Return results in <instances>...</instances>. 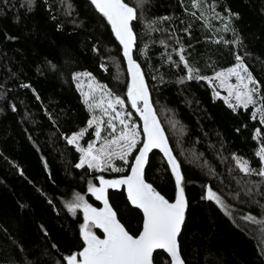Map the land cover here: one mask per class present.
<instances>
[{"label":"trees","instance_id":"obj_1","mask_svg":"<svg viewBox=\"0 0 264 264\" xmlns=\"http://www.w3.org/2000/svg\"><path fill=\"white\" fill-rule=\"evenodd\" d=\"M123 2L136 13L132 59L183 177L186 211L177 244L184 264H264V177L257 174L264 148V0H199L196 8L193 0ZM238 63L255 81L256 106L230 107L214 95L209 81ZM79 72L131 111L123 46L91 0H0V264H66L65 257L82 251L83 212L71 214L66 204L82 195L100 209L89 182L127 177L143 145L140 118L131 111L142 137L127 163L117 159L101 171L76 167L80 152L67 138L86 130L91 118L74 79ZM92 138L88 128L82 145ZM237 159L253 174L241 172ZM143 179L175 202V177L161 152L147 155ZM209 190L229 213L205 198ZM106 199L138 237L143 216L124 188H108ZM96 233L104 238L101 229ZM153 263L171 260L161 250Z\"/></svg>","mask_w":264,"mask_h":264},{"label":"snow or ice","instance_id":"obj_2","mask_svg":"<svg viewBox=\"0 0 264 264\" xmlns=\"http://www.w3.org/2000/svg\"><path fill=\"white\" fill-rule=\"evenodd\" d=\"M91 3L107 19L116 39L123 46V55L128 61L129 75L132 77V81L128 86V101L143 120L144 140L143 147L139 149V154L131 166V175L120 180L111 181L104 180L101 177L100 187H95L89 182L88 191L97 200L104 202L103 209L97 210L91 207L85 202L82 195H76L72 203L66 204L69 213L75 214L77 209L82 210L84 213L81 236L85 245L78 254L65 257L66 264H153V252L157 249H162L168 253L171 257V264H183L177 247V236L184 223L186 211V201L182 187L183 177L179 165L167 146L164 134L152 113L139 66L131 59L130 53L134 36L129 25L136 17L135 10L124 3L123 0H91ZM198 6L199 0H193V7ZM225 31H227V28H225ZM182 51L183 49H181ZM239 59L237 57L238 61ZM181 60H183L182 55ZM241 72L246 75H241ZM191 74L192 69L189 68V79L192 78ZM231 76L237 78L238 84L236 86L229 85V95H233L234 92L235 99L243 103L245 107L250 104L254 105L256 101L253 99V94L257 89L249 88V84H255V81L250 74H247V68L242 63H238L235 68L228 69L227 72L217 73L214 79H220L223 84ZM107 95L111 96L110 93ZM141 101L143 102L142 108L139 106ZM117 105L123 108L124 101L118 97L108 100L107 108L111 109L115 116L109 118L107 125L112 129V133L117 132L113 120H118L122 127L118 135H114L111 140L106 141L100 148H95L94 144L91 143L86 149L79 146L78 141L83 137L86 130L67 138L69 145H76L77 151L82 152L80 162L76 165L77 168L87 164L90 169L102 170L105 165L111 166L114 157L127 163L126 157L141 142L138 139L139 133L136 125L130 123V116L126 118L125 113L117 111ZM229 106L232 107V105ZM105 114H108L107 109H105ZM262 122H264V116H262ZM88 123L91 127L94 120H90ZM95 134L99 139V128L96 129ZM112 145H115L116 148H112ZM153 148H159L164 153L175 177L176 199L174 203H170L143 179L147 155ZM257 155L264 163V148H261ZM234 159L236 158L234 157ZM237 166L246 175L253 174L247 161L237 159ZM113 170L121 171L122 169L113 168ZM257 174L264 177V167ZM119 185L127 186L129 201L143 211V230L137 238H134L124 229L117 220L116 213L108 205L105 196L106 190L116 188ZM205 198L215 200L223 208L222 201L211 190L208 191ZM245 219L251 220L253 218L246 217ZM93 227L103 230V239L98 238L93 233Z\"/></svg>","mask_w":264,"mask_h":264},{"label":"rangeland","instance_id":"obj_3","mask_svg":"<svg viewBox=\"0 0 264 264\" xmlns=\"http://www.w3.org/2000/svg\"><path fill=\"white\" fill-rule=\"evenodd\" d=\"M236 66L237 65H235V66H233L231 68H235ZM231 68H229V69H231ZM227 71H228V69L227 70H224V71H221V72H227ZM221 72H218V73H221ZM83 74H88V73L87 72H79V73H76L74 75V77H77V78H75L76 86L79 89L80 93L82 94V97H83L84 101L86 102L87 106L90 109V112H91V118H90V120H94V123H93V125L91 127H89V124H88V128H92L93 129V138H92V140L86 146H83L82 143H81V140H82L83 137H81L79 139V141H78V144L83 149H86L90 143L91 144H94V147L95 148H100L102 145H104L106 143V141L111 140L114 135H118L119 134V130L121 129L122 126L120 125V123H119L118 120H113V123H114V125L116 126V129H117V132L116 133H112V129L108 127L107 121L109 120L110 117H114L115 116V113L111 109H108L107 108V103H108V100L110 98H115V97L112 96V95L109 97L107 95L109 92L107 91L106 88H104V86L98 84L95 80L92 79V77L89 74L88 75H83ZM241 75H246V74L243 73V72H241ZM214 77H216V75H214ZM214 77L209 82L214 87V95L216 97L223 98L224 100H226L232 106H244L243 103L238 102L235 99L234 92H233V95H231V96L229 95V85L236 86L238 84L237 78L235 76L229 77L227 79V81L225 83H223V84H222V82H221L220 79H214ZM253 87H254L253 84H249V88L250 89L253 88ZM253 99H255L254 94H253ZM128 105L130 106L131 111L132 112H135L137 114V116L140 118V115L137 113L136 109L132 108L131 103L129 101H128ZM250 105H252V104H250ZM255 106H256V104H255ZM125 107H126V105L124 103L123 108H120V106L117 105L116 106V109H117V111H121V112L125 113L126 114V118L128 116H130V123L136 125L137 131L139 133L138 139L141 141V137L142 136H141V134L139 132V122H136L133 119L134 118V115L131 113V111H126V108ZM140 107L142 108V106H140ZM105 109H107V113L108 114H105ZM140 122H142V119L141 118H140ZM97 128L100 129V138L99 139L97 138V136L95 134ZM78 133H75V134H78ZM73 135H71V136H73ZM111 147L112 148H116L115 145H112ZM136 147H137V145L135 146V148ZM135 148H133V149H135ZM81 156H82V152H80V159H81ZM117 159H119V158L114 157L112 159V161H111V165ZM85 165L87 166V164H85ZM106 167H108V166L107 165L103 166L102 170H104ZM262 167H264V163H262ZM95 170H97V169H95ZM97 171H101V170H97ZM104 180L111 181V180H117V179H104ZM96 187H100V179H99V185L96 186ZM207 194H208V192H207ZM105 196H106V193H105ZM94 198H95V196H94ZM219 198H220V200L223 203V208L220 205H218L217 203L216 204L224 212L229 213V210L227 208V205L225 204V202L223 201V199L221 197H219ZM98 201L102 205V207L100 209H103L104 208V202L102 200H98ZM213 201L216 202L215 200H213ZM100 209H97V210H100ZM83 216H84V213H83ZM83 224H84V222H83ZM96 229H98V228L93 227L92 231H93V233L98 238H100L98 236V234L96 233Z\"/></svg>","mask_w":264,"mask_h":264},{"label":"water","instance_id":"obj_4","mask_svg":"<svg viewBox=\"0 0 264 264\" xmlns=\"http://www.w3.org/2000/svg\"><path fill=\"white\" fill-rule=\"evenodd\" d=\"M130 26V25H129ZM134 36V35H133ZM134 42H135V38H134ZM134 44V43H133ZM132 48H133V45H132ZM132 48H131V53H130V55H131V59H132ZM124 58H125V56H124ZM133 60V59H132ZM125 62H126V66H127V70H128V73H129V65H128V61H127V59L125 58ZM134 62V61H133ZM129 78H130V83H131V81H132V77L129 75ZM148 100H149V96H148ZM141 103H142V107H143V102L141 101ZM149 104H150V106H151V103H150V100H149ZM151 109H152V107H151ZM152 113H153V110H152ZM153 115H154V117H155V114L153 113ZM155 119H156V117H155ZM141 131H142V133H143V120H142V122H141ZM165 137V136H164ZM167 146H168V144H167ZM142 147H143V145H142ZM141 147V148H142ZM169 148V147H168ZM152 151H159V152H161L163 155H164V153L159 149V148H153L150 152H152ZM149 152V153H150ZM148 153V154H149ZM139 154V153H138ZM137 154V155H138ZM165 156V155H164ZM167 159V158H166ZM134 162H135V160H134ZM133 162V163H134ZM129 175H131V171H130V174ZM128 175V176H129ZM126 178V177H125ZM123 179V178H122ZM119 188H124V190H125V192L127 193V186L126 185H119L118 187H116V188H113V189H119ZM128 194V193H127ZM140 211H141V213H142V216H143V211L140 209ZM143 219H144V216H143ZM143 230V225H142V229H141V231ZM140 231V232H141ZM137 238V237H136ZM177 247H178V244H177ZM162 249H157V250H155V251H161ZM154 251V252H155ZM162 251H164V250H162ZM165 252V251H164ZM167 253V252H166ZM167 255H168V253H167ZM180 255V254H179ZM169 256V255H168ZM170 257V256H169ZM180 258H181V260H182V257L180 256ZM170 260H171V257H170ZM183 261V260H182ZM154 264V263H153ZM183 264H184V262H183Z\"/></svg>","mask_w":264,"mask_h":264}]
</instances>
